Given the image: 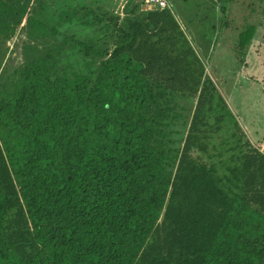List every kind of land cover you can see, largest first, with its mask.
<instances>
[{
    "label": "trees",
    "instance_id": "16d2710c",
    "mask_svg": "<svg viewBox=\"0 0 264 264\" xmlns=\"http://www.w3.org/2000/svg\"><path fill=\"white\" fill-rule=\"evenodd\" d=\"M35 1L0 0V264H264V153L170 4L64 12L93 40L36 19Z\"/></svg>",
    "mask_w": 264,
    "mask_h": 264
},
{
    "label": "rangeland",
    "instance_id": "374dc122",
    "mask_svg": "<svg viewBox=\"0 0 264 264\" xmlns=\"http://www.w3.org/2000/svg\"><path fill=\"white\" fill-rule=\"evenodd\" d=\"M141 0H37L40 11L31 15L52 26L60 27L63 31L74 32L78 38L101 39L93 27L80 25L79 20L64 23L62 15L69 9H89L95 12H106L122 16L125 6ZM170 9L177 17L183 28H188L187 39L204 65L205 72L215 84L222 99L226 103V111L234 116L237 109L244 110L238 125L244 131V136L250 144L264 152V82H256L250 77L264 72V0H230L227 11L221 14L219 7L224 5V0H166ZM149 7L143 6V9ZM28 13V14H29ZM89 17H92L89 15ZM22 20L21 25L24 24ZM221 28L219 27V24ZM253 24L256 27L255 40L251 42L246 51L237 47V33L243 27ZM18 32V30H17ZM16 32V33H17ZM24 34L13 36L3 47L8 50L4 54L2 63L10 68L22 62L20 42ZM262 42V43H261ZM15 43L16 46H15ZM14 47V48H13ZM10 49L14 51L10 53ZM242 52V53H241ZM73 54V53H72ZM80 67L81 60L75 55L67 60ZM255 67H257L255 69ZM264 76L258 77V81ZM244 83L243 91L236 87V82ZM264 81V80H263ZM219 109H216L218 111ZM222 122L228 123L232 130V119L224 110ZM253 122V123H252ZM252 123V124H251ZM226 126V127H228ZM254 126L258 131H252ZM240 129V130H241ZM241 130V131H242ZM237 133V132H234Z\"/></svg>",
    "mask_w": 264,
    "mask_h": 264
},
{
    "label": "crops",
    "instance_id": "0c3cea01",
    "mask_svg": "<svg viewBox=\"0 0 264 264\" xmlns=\"http://www.w3.org/2000/svg\"><path fill=\"white\" fill-rule=\"evenodd\" d=\"M178 22H179V21H178ZM179 24H180V27L185 31V29L183 28V26L181 25L180 22H179ZM185 33L187 34V32H185ZM235 84H237L236 87H237L238 89H240V90L243 91L244 88H242V87L245 86L244 83H240V81H239V83L236 82ZM245 89H246L245 92H247V91H248V87H246ZM245 92L243 91V93H245ZM263 103H264V99H262V104H263ZM233 113H234V116H235V118H236V121H237V123H238V125H239V124H240L241 117L244 116V110H243V109H237V110L234 111ZM261 117L264 118L263 115H261ZM241 121H242V120H241ZM252 123H253V122H252ZM252 123H251V124H252ZM251 128H253V129H251L252 131H258V129L255 128L254 126H251ZM240 129H241V128H240ZM241 130H242V129H241ZM261 131H262V134L264 135V129H261ZM242 132L244 133L243 130H242ZM263 140H264V138H263ZM262 153H264V152H262Z\"/></svg>",
    "mask_w": 264,
    "mask_h": 264
},
{
    "label": "built area",
    "instance_id": "2783aa9c",
    "mask_svg": "<svg viewBox=\"0 0 264 264\" xmlns=\"http://www.w3.org/2000/svg\"><path fill=\"white\" fill-rule=\"evenodd\" d=\"M145 3L147 4V7H152L155 4L159 5L160 7L164 6L163 0H145Z\"/></svg>",
    "mask_w": 264,
    "mask_h": 264
}]
</instances>
